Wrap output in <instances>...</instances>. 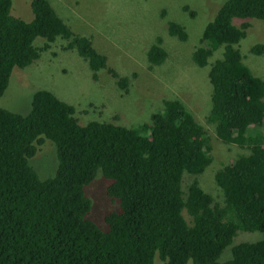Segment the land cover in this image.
Masks as SVG:
<instances>
[{"label":"trees","instance_id":"obj_1","mask_svg":"<svg viewBox=\"0 0 264 264\" xmlns=\"http://www.w3.org/2000/svg\"><path fill=\"white\" fill-rule=\"evenodd\" d=\"M11 6L0 0V98L13 69L31 65L57 38L65 41L63 50H76L87 61L94 79L106 70L128 91V78L107 67L89 38L72 33L48 0L30 2V22L13 17ZM249 19L264 21V0H226L192 54L203 68L223 47L208 72L206 122L218 141L247 150L215 173L221 204L195 178L183 191V175L202 174L212 162V146L180 101H164L148 124L134 128L80 125L71 105L39 90L27 115L0 108V264H154L156 257L163 264H264V82L236 47ZM167 31L180 42L187 39L175 22ZM37 38L44 45L36 47ZM250 52L264 56V44ZM166 58L157 38L147 52L150 66ZM45 140L55 146L57 166L40 180L29 160ZM98 171L109 182L107 196L117 201L103 228L89 219L92 204L84 190ZM238 233L262 237L232 246L231 259L220 262Z\"/></svg>","mask_w":264,"mask_h":264},{"label":"rangeland","instance_id":"obj_2","mask_svg":"<svg viewBox=\"0 0 264 264\" xmlns=\"http://www.w3.org/2000/svg\"><path fill=\"white\" fill-rule=\"evenodd\" d=\"M11 1L10 14L30 22L32 0ZM225 1L48 0L72 33L89 38L97 53L106 58L107 67L120 77L128 78V91H121L106 70L98 71L94 79L87 61L76 50H63L65 41L57 38L31 65L13 69L7 89L0 98V108L27 115L33 94L46 90L74 108V116L80 125L96 121L134 128L148 124L152 114L163 110L164 101L178 100L203 126L212 146V162L196 177L185 173L183 191L195 178L200 187L221 204L223 196L215 184V173L238 155L246 154L247 150L218 141L213 126L206 122L212 95L208 72L211 65L222 58L223 47L213 53L203 68L193 63L192 54L199 45L205 26ZM238 21L233 20V24L239 25ZM168 22H175L184 28L187 34L184 42L168 35ZM248 22L250 27L246 36L236 47L243 64L264 82V56L250 52L254 45L264 44V21L249 19ZM157 38L162 39L167 58L161 65L151 67L147 52ZM44 43V39L37 38L34 45L38 47ZM261 130L264 132V128ZM56 164L55 146L48 140L29 160L40 180L52 177ZM108 184L98 171L95 179L84 189L92 204L88 217L101 228L104 227V216L117 208V201L106 194ZM183 215L188 221V216ZM261 237L259 233H238L231 246L224 250L220 262L231 259L232 246L254 242ZM154 264L163 263L156 257Z\"/></svg>","mask_w":264,"mask_h":264}]
</instances>
